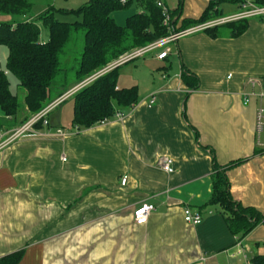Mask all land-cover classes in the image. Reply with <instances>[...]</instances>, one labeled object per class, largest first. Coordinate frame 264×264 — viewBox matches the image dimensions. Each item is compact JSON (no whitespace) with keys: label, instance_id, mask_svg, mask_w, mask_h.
Masks as SVG:
<instances>
[{"label":"crops","instance_id":"crops-1","mask_svg":"<svg viewBox=\"0 0 264 264\" xmlns=\"http://www.w3.org/2000/svg\"><path fill=\"white\" fill-rule=\"evenodd\" d=\"M164 1L179 9L175 27L184 29L209 3ZM236 7L221 8L218 18ZM166 49L164 59L149 51L117 66V87L138 94L122 117L79 131L73 104H63L72 94L50 112L49 126L0 149V257L23 250L19 264H249L264 254V221L238 238L210 204L217 164L234 199L264 212L256 134L264 97L247 83L264 78V18H250L239 36L202 29ZM184 69L197 77L195 87ZM26 113L4 116L1 127L19 126ZM57 128L67 135L56 136ZM161 157L173 159L172 173L157 165ZM146 202L156 209L138 225L133 211ZM185 207L202 223H187Z\"/></svg>","mask_w":264,"mask_h":264},{"label":"trees","instance_id":"trees-1","mask_svg":"<svg viewBox=\"0 0 264 264\" xmlns=\"http://www.w3.org/2000/svg\"><path fill=\"white\" fill-rule=\"evenodd\" d=\"M224 1L228 0H209L199 19L185 21V29L220 17ZM231 1L238 3V0ZM255 2L264 5V0ZM130 4L131 0L125 3L120 0H88L76 10L65 11L48 5L45 11L32 16L33 0H0V46L7 48L6 69L0 67V109L4 116L17 120L26 107L27 113L19 121L22 124L70 88L129 51L170 34L154 0H137V12L128 15L125 24H118L114 12L126 9ZM170 11L171 30H184L175 27L179 9ZM58 12L74 13L82 18L73 22L61 21L55 16ZM39 23L47 29V41L40 39ZM248 25L249 19H239L208 27L205 31L215 35L220 27H226L232 36H239ZM80 37L83 43L78 50L76 43ZM118 69L115 67L103 73L74 93L72 124L79 131L110 120L117 113L124 114L123 109L130 110L138 102L136 87H117ZM8 73L16 77L17 86L23 89V103L10 90ZM182 78L192 87L198 83L197 77L186 69L182 71ZM35 126L41 128L42 124ZM214 169L210 204L222 209L235 236L244 237L264 221V212L235 200L230 192L226 168L215 164ZM22 256L23 250L7 254L0 257V264H19ZM249 264H264V254L254 255Z\"/></svg>","mask_w":264,"mask_h":264},{"label":"built area","instance_id":"built-area-1","mask_svg":"<svg viewBox=\"0 0 264 264\" xmlns=\"http://www.w3.org/2000/svg\"><path fill=\"white\" fill-rule=\"evenodd\" d=\"M121 3H125L126 0H120ZM156 5L161 9L163 16V25L170 29V34L166 37L160 38L146 46L139 47L137 49L128 52L127 54L121 56L119 59L115 60L113 63L109 64L100 72H97L87 80L82 83L74 86L69 89L52 102L43 107L40 111L33 114L26 122L20 124L17 127L11 129H3L0 127V149L13 143L14 141L31 137L39 133L38 127L35 125L37 123H41L42 127L49 126V114L50 112L61 104L64 100H66L69 96L77 92L83 86H85L89 81L94 80L98 76L102 75L105 72L112 70L113 68L122 65L126 62H129L137 57H140L146 54L149 51H162L158 54L159 59H164L168 56V49L166 46L171 42L177 40L180 36L191 34L195 31L206 29L208 27H212L217 24H223L226 22L239 20V19H247L253 17H263L264 18V5L260 6L256 4L255 0H238V6L240 7V11L236 14L223 18H216L212 21H208L205 23H201L187 29L173 32L171 30V11L169 7L166 5L164 0H154ZM247 83L254 88L255 86H260V91L258 95L260 97H264V78H250ZM254 94V93H251ZM250 94V95H251ZM249 96V95H248ZM249 101V97L246 98V102ZM123 114L117 113L116 117L120 118ZM103 123V122H102ZM256 134L258 136V144L264 148V107H259L256 112ZM55 135L59 137H65L67 134L63 128H57L55 130ZM157 165L164 170L165 172L172 173L174 171L173 159L171 157H161L157 161ZM126 182V179L123 178V183ZM156 207L151 203H142L137 206L133 211V218L136 224L142 225L148 221L150 214L155 211ZM184 220L192 225H199L202 223V215L200 213L194 214L189 207L184 208Z\"/></svg>","mask_w":264,"mask_h":264},{"label":"rangeland","instance_id":"rangeland-1","mask_svg":"<svg viewBox=\"0 0 264 264\" xmlns=\"http://www.w3.org/2000/svg\"><path fill=\"white\" fill-rule=\"evenodd\" d=\"M33 1H34V5L32 7V10H31L30 14L32 16H36V14L38 15L41 12L45 11L48 8L47 7L48 5L54 6L56 9L60 8V9H63L65 11L66 10L70 11L72 9L76 10V9L80 8L88 0H33ZM187 2H188V0H187ZM233 5L237 6L236 8H237V11L239 12L240 11V7L238 6L237 3H234L231 0L222 2L221 3V8L223 10H225L224 12L226 14L227 13L226 12L227 9L232 8ZM133 12H137V0H131V4L129 5L128 8L114 12L113 16H114V18H115L117 23L123 25V24H125L126 17L128 15H130L131 13H133ZM55 16L61 21H68V22L81 20V18H82L81 15H77V14H74V13H67V12H58V13H55ZM214 19H216V18H214ZM214 19H208L205 22H208V21L210 22V21H212ZM247 19H250V18H247ZM205 22H203V23H205ZM39 25H40V30H41L40 39L42 40V38L46 37L45 40H47L48 39L47 29L44 26H42L41 23H39ZM220 25H222V24H217V25H214L212 27L220 26ZM82 43H83L82 37L78 38V41L76 43V45H77L76 49L80 50V48L82 47ZM131 51H129V52H131ZM160 51H162V49H160ZM6 58H7V48L5 46H0V67L2 69H6ZM171 59H174V57H171ZM98 72H100V71H98ZM8 79H9V82H10L9 83L10 90L13 93L17 94L18 99L20 100L21 103H23V101H24V91H23V89H21V88H19L17 86L16 77L13 74L8 73ZM91 82L92 81H89L87 84H89ZM68 103L69 104L70 103L73 104V107H74V100L73 99H67L63 104L64 105H68ZM3 118H4V114H3V112L0 109V120H2ZM48 118H49V116H48Z\"/></svg>","mask_w":264,"mask_h":264}]
</instances>
